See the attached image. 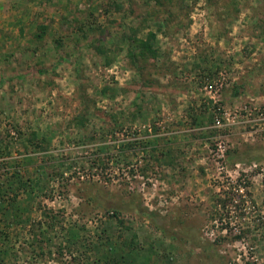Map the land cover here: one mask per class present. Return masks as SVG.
Here are the masks:
<instances>
[{"label": "rangeland", "instance_id": "1", "mask_svg": "<svg viewBox=\"0 0 264 264\" xmlns=\"http://www.w3.org/2000/svg\"><path fill=\"white\" fill-rule=\"evenodd\" d=\"M259 111L264 0H0V264H264Z\"/></svg>", "mask_w": 264, "mask_h": 264}, {"label": "trees", "instance_id": "2", "mask_svg": "<svg viewBox=\"0 0 264 264\" xmlns=\"http://www.w3.org/2000/svg\"><path fill=\"white\" fill-rule=\"evenodd\" d=\"M41 31L42 32L38 33V35H37L38 37L42 36L41 33H43L44 29H42ZM154 37H155V35L153 33H149V36L147 37V39L145 41H139V40H136L135 38L132 39L131 41L133 43H137V44L140 43L141 44V47H140L141 50L139 49V52H141V54H143V52H148L151 55H154L155 51L151 47V40H150V39H152ZM142 50H143V52H142ZM83 119H84V117L82 118L80 116L77 119L78 120L77 124L79 125V124L83 123L84 122ZM44 141H45L44 139H40L37 136L36 132H32L31 135L27 137L26 145L29 144L35 149H42V148H44V146H43ZM6 153H7V156L9 157V159H10L11 156L9 155L8 150H6ZM228 159L232 160L231 157H228ZM97 161H98V164L100 165V167H104L105 165H107V157L106 158L105 157H103V158L102 157H98V160H96V162H94V163H97ZM1 163H3L4 165L8 166V161H6V160L2 161ZM40 165L41 164H39V166H38L39 169L37 170V177H35V176L34 177H27L26 179H24L22 177H19L17 175L19 173L18 172L19 171L18 167L17 168L14 167L15 169H17L16 170L17 172L15 171V172L9 174V176H5L6 173L8 172L6 170V172L4 173V176L2 178L3 179L2 183L4 184V186L0 182V211L2 213H3V210H6V211L8 210L7 206H5L6 202L9 203L10 207H12V208L15 207V208L19 209V206L16 205V204H20L21 201L17 200L15 198L17 190L19 188H20L19 190L23 189V190H26V191H27L28 188H30L32 190V188H34L35 186H38V185H39L38 187L41 186L40 188H42L43 179H44V171H43V169H41ZM14 166H16V165L14 164ZM0 175H1V173H0ZM14 177H16V178L13 179ZM241 181H242V178L240 176L237 177L236 180L234 181V183L229 185V189L228 190H223L222 191L223 192V196L222 197H218L216 199L217 203H220L221 206H223V207H225V205H227L229 203H234L235 208L240 207L241 205H243V209H244L245 199H243L244 198L243 196L246 193L249 194L248 189H246V187L248 185V182L242 183ZM241 187L243 189H245L244 192H239ZM15 189H16V191H15L14 196H13L12 199H10L9 196H6V194L4 195V192H6V190L8 191V190H15ZM236 197H238V198L240 197L239 198L240 202H238V204H236V202H235ZM240 209L238 208V213L245 211V210H242L241 207H240ZM115 215H116V213H115ZM219 216H221L220 213H219ZM0 219H2V216H0ZM219 219L221 220L222 218H219ZM228 223L229 222H226L225 224H222L220 227L221 228L222 227L223 228H225V227L227 228L228 227ZM250 230H252V229L248 225L245 228L242 225H239L237 227V233L235 234V237L237 239H243L244 236H246V234L248 232H250ZM120 243H121V245H119L120 247H122V245L123 246L125 245L124 242H120ZM128 245H129V248H130L131 252L135 251V248L133 246L132 240L129 241ZM111 249L113 250L112 247H111ZM121 251L122 252L119 253V257L120 258L114 259V260L111 259V260H113V261L110 262L111 264H116V263L123 264L124 257L127 255V253L125 254L123 250H121Z\"/></svg>", "mask_w": 264, "mask_h": 264}, {"label": "built area", "instance_id": "3", "mask_svg": "<svg viewBox=\"0 0 264 264\" xmlns=\"http://www.w3.org/2000/svg\"><path fill=\"white\" fill-rule=\"evenodd\" d=\"M262 112H263V111H261V112L259 111V113H258V117H257V118H260V119H263V118H264V117H263V113H264V112H263V113H262Z\"/></svg>", "mask_w": 264, "mask_h": 264}]
</instances>
